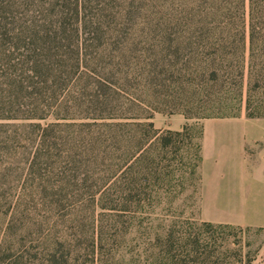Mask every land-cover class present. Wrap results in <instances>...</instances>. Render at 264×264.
I'll return each mask as SVG.
<instances>
[{"label":"rangeland","instance_id":"374dc122","mask_svg":"<svg viewBox=\"0 0 264 264\" xmlns=\"http://www.w3.org/2000/svg\"><path fill=\"white\" fill-rule=\"evenodd\" d=\"M94 5L89 18L112 35L107 48L116 67L112 71L118 72V59L128 58V71L130 64L133 66L136 79L116 78L121 80V94L128 98V93H134L144 105H155L160 112L153 123L159 130L164 125L180 128L179 132L188 127L191 139L176 142L183 148V161L173 164L183 170L174 173L171 194L143 197L151 203L146 207L149 213L131 223L128 156L120 142L126 143L122 136L128 138V130L113 137L111 145L107 142L110 148L105 151L96 132L91 134L94 128L88 127L99 124L101 134L109 139L105 125L126 120H88L84 119L85 110L76 109L71 120L61 124L60 130L68 132L57 134L49 143L39 137L38 126L45 127L52 120H0V244H4L8 222L14 219L10 234L15 239L33 235L44 241L70 238L84 242L96 233L102 235L111 255L108 264H130V250L147 249L145 241H155L164 224L176 226L178 239L187 232L206 234L205 229H199L205 223L200 212V183L191 178L188 167L190 162L194 164L191 160L202 140L204 120L187 117L218 107L223 87L213 81L212 71L235 73L237 68V60L217 46L221 39L209 32L229 24L241 25L246 33L248 67L250 0H128V4L96 0ZM257 23L264 24V9ZM119 29L124 30L122 45L117 43ZM259 63L264 64L262 60ZM108 73L105 69L103 77ZM148 73L152 76L146 79ZM72 91L67 100L70 104H74L70 102ZM71 96L77 97L75 93ZM246 99L247 84L240 116L248 114ZM256 99L264 101V89ZM151 170L149 166L142 170L145 188L153 183ZM197 172L200 175V168ZM227 226L234 229L228 234L230 243L242 250L249 264H264V228Z\"/></svg>","mask_w":264,"mask_h":264},{"label":"trees","instance_id":"16d2710c","mask_svg":"<svg viewBox=\"0 0 264 264\" xmlns=\"http://www.w3.org/2000/svg\"><path fill=\"white\" fill-rule=\"evenodd\" d=\"M118 1L128 4V0ZM94 3L96 0H0V120H52L45 127L38 126L39 137L48 143L57 134L68 132L60 130L61 124L71 120L76 109L85 110L84 119L88 120H126L105 125L109 139L101 134L99 124L88 127L94 128L91 134L96 132V140L105 151L110 148L107 142L111 145L113 137L128 130V138L122 136L126 143L120 142L125 144L128 156V218L132 223L137 216L149 213L146 207L150 208L151 203L144 196L172 193L174 173L183 170L173 165L183 161V148L176 142L184 137L190 140L191 135L188 127L181 132L157 129L153 119L160 110L155 105H144L134 93H128V98L121 94L118 82L136 79L133 66L130 64L128 71V58H117L118 72L112 71L115 63L112 54L107 53L111 43L108 37L112 35L89 18ZM263 9L264 0H250L247 68L246 33L241 25L229 24L209 32L221 39L217 46L237 60V68L235 73L212 71L213 81L223 87L220 103L195 117L187 115L188 119L240 116L245 84L247 117L264 118V101L256 99V94L264 89V64L259 63L264 62V24L257 23ZM217 30L220 33L216 34ZM116 32L120 36L117 43L122 45L124 30ZM105 69L109 73L103 77ZM145 75L149 79L152 73ZM71 90L77 96L70 95L74 104L67 101ZM197 149L191 160L194 164L190 162L188 167L198 185L202 143ZM147 166L152 167L153 183L146 189L142 170ZM13 225L14 219L6 226L4 244H0V264L109 263L111 255L105 250L102 235L94 233L84 242L70 238L44 241L33 235L15 239L10 234ZM199 229H205V236L187 232L178 239L176 226L164 224L155 241H145L147 249L130 250V264H249L242 250L229 241L232 227L205 222Z\"/></svg>","mask_w":264,"mask_h":264},{"label":"crops","instance_id":"0c3cea01","mask_svg":"<svg viewBox=\"0 0 264 264\" xmlns=\"http://www.w3.org/2000/svg\"><path fill=\"white\" fill-rule=\"evenodd\" d=\"M201 143L202 220L264 228V118L206 119Z\"/></svg>","mask_w":264,"mask_h":264}]
</instances>
